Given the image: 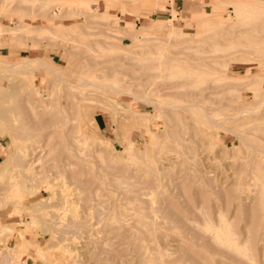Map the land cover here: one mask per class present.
Instances as JSON below:
<instances>
[{"label":"rangeland","instance_id":"374dc122","mask_svg":"<svg viewBox=\"0 0 264 264\" xmlns=\"http://www.w3.org/2000/svg\"><path fill=\"white\" fill-rule=\"evenodd\" d=\"M106 1L0 0V36L3 35L0 38V264H70L73 259L79 260L80 257L82 260L80 258L79 264H145L150 261H153L152 264H157V261L160 262L159 264H195L197 261H193L195 260L193 259V257L195 258L194 254L198 258H204L205 264H241L234 259L237 256L239 258L240 253L229 252L231 259L227 256L226 251L229 249L226 243L213 242L214 245L216 243L222 245L219 248L226 245L224 248L228 250L225 249L226 251H224L223 248L220 251L218 249L220 254H217L218 251H216V253H211L212 257L209 253L213 252L212 248L218 247L217 245L210 244V251L207 248L210 245H205L207 246L205 251L204 245L196 244L202 234L210 233V236L213 235L211 233L213 230L208 229L206 221L200 220L198 215L202 204L206 205L205 208L210 211L208 212L211 215L214 228H219L220 222H222L220 213H225L227 210L228 217H230L228 224L232 229L235 228L233 230L236 232L235 236L241 237L238 238V241L245 243L248 235L245 236L244 234L247 233L251 220L243 214L240 206L238 207V202H236L237 195L240 193L238 189L242 188L239 190L242 191L239 196L247 194L251 196V198L243 200L246 201L244 208L245 205L249 206V203L253 202L250 206L254 204V207L258 208L257 211L255 209L254 213L264 214V101L261 102L264 100V0H248L244 3L247 5L245 8L240 7L233 0H131L127 2L125 8L121 6L120 0H113L115 6H109ZM157 3L158 5H156ZM238 11H242L241 15L238 14ZM100 12L107 14V20H90L93 15ZM22 21L28 23L27 27L24 26L13 33L9 31L10 27H15ZM139 34H147L151 37L138 39L137 42L133 37ZM261 54L262 57H260ZM259 61L262 62L259 63ZM16 62H22L17 64L18 72L8 71L7 68L14 66ZM44 63L47 66H45L46 64L43 65ZM33 66H39V69L37 67L33 69ZM101 68L106 71L104 75L101 74L103 73ZM52 69H55L57 73ZM250 73L261 76L257 85L248 86L247 83L239 82L240 77L245 74L250 75ZM195 75L196 77L193 78L192 76ZM82 77L88 78L96 84L98 82H101L100 84L107 83L105 88L110 91L94 85H89L82 90L78 87H71L70 84H78ZM63 78H66L67 82ZM149 79L155 83L159 79V83H154L158 85V88L156 86L157 89L155 86H151L153 81L151 80L152 83L150 84ZM161 80L172 82L167 84L165 81L164 83L167 84L165 85ZM143 81L147 82V84L144 82L145 87L139 83H143ZM63 82L65 83L63 84ZM239 83L243 84L239 85ZM54 84L57 90H55ZM147 85L155 89H151L150 92ZM175 86L177 90L180 87V91L174 88L176 93L173 92V94L171 89L175 91L173 89ZM170 87L172 88L170 89ZM52 88L55 91L52 99H54V104L58 106L49 107V111L47 107L48 113H45L43 112L45 108L43 109L37 100L42 96V98H48ZM64 88L70 95L69 99H72L73 95L78 96L76 99L79 100V103L72 105V110L83 114V130L93 134L97 143L92 145L84 141L75 143L73 140L76 139L74 138L71 143L64 140L60 143L58 138L61 136V130L57 129V134L51 141L52 150L50 153L48 148L38 152V156L41 155L43 159L47 155V159L44 160L45 163H41L40 173L32 175L30 166H26V164L34 159L30 158L31 155L24 154L20 148L28 146L29 152L33 140L24 141L23 135H36L40 139L42 137L39 135L43 134V130L46 132V128L52 126L51 122L42 124L41 120L51 121L63 117L60 111L54 113L50 111L61 106L59 104L60 98L62 104L66 102L65 95L67 94ZM115 88H120L124 93H121L122 95L116 93ZM147 88L149 89L148 92ZM164 88L167 89L164 91ZM60 91L62 92L60 93ZM161 91H163L162 94H160ZM192 91L195 92L193 95ZM179 92L182 93L179 94ZM58 93L61 97H58ZM138 93L140 95L145 93L149 100L156 98L157 101H152L156 102L157 105L159 104L157 107L162 112L159 119L153 114L157 110L156 107L147 103L145 99L138 96ZM148 93H151V96ZM153 94H155V98ZM190 94L192 95L191 98ZM106 95L118 99L126 109L131 105L136 110L147 112L152 116L153 121L146 127L143 124L128 122V118L123 120L125 116L131 114L128 109L125 111L119 108H111L110 111L102 110L101 106L108 103L104 99ZM201 95L202 97L199 98ZM26 97L36 106L38 122L33 120L36 117L31 112L30 107L25 104L28 100ZM193 97L195 98L192 99ZM257 97L259 100L256 99V102L255 98ZM73 99L75 98L73 97ZM218 99L219 103L216 102ZM227 101L233 104L229 103V106ZM250 101L254 102V105ZM188 102H197V104L191 106L188 105ZM222 102H224L223 105L220 104ZM246 102L248 103L245 106L244 103ZM180 104L184 106L180 107ZM109 105L112 106L113 104L109 102ZM252 107H259V110L251 111L247 113L248 115L245 114L246 117L243 115L244 120L245 118L248 120L242 119L243 122L240 119L238 121H241L240 124L237 122L240 117H227V123L232 122V124L227 125L228 127H225V123L223 125L205 119L204 108L208 111L212 110L210 113L218 117L225 116V113L232 110L251 109ZM115 110L117 115L114 114L116 118L114 121L111 112H115ZM221 111L226 112L222 113ZM69 112V115L73 114L71 111ZM121 112H124V115ZM249 115L252 117L254 115V118ZM93 118H95V123ZM258 120L260 121L258 122ZM234 121L236 123H233ZM178 122L181 124L176 125L179 124ZM72 124L71 121L67 122L71 138L78 135L77 130L72 128ZM39 125L43 129L38 128ZM181 125L184 127L181 128ZM178 127L182 130H176ZM167 129L176 131L170 133ZM185 130H187L188 135H186ZM181 131L184 132V136L181 138L182 145H175L177 148H174L181 149L180 151L184 152L181 155H187L186 166L191 165L190 167H192L190 171L187 170L188 172L180 169L177 162L182 157L175 153V149L167 152L169 147L174 144L171 134L177 132L176 135H178ZM153 132L155 134L164 133L166 136L163 134L157 138L154 134L151 137ZM124 133L128 137L126 135L124 137ZM240 133L243 134V139L238 138L237 134ZM189 135L192 139L188 138ZM125 139L132 140L138 146L141 141L140 146L147 151V157L144 159L135 150L132 155L125 153L122 157L112 156L109 151H121L126 145ZM210 140L215 142L211 143ZM122 142L123 144H121ZM187 143L190 144L189 147L186 146ZM167 144L168 147H164ZM183 145L184 148H178ZM236 145L237 147L233 149ZM75 146L83 149V153L80 152L81 155L86 152L91 153V155L86 156V160H77L76 156L79 151L76 152ZM193 146L195 147L194 157L189 155L192 154L189 151L185 153L191 148L193 152ZM71 148L76 154L75 157ZM159 154H162L160 155L162 157ZM168 154L179 159L170 168L173 176L168 174L169 176L167 175V178L164 179L166 183L169 180L172 184L169 186V190L172 192L173 202L178 207L183 195L181 193L180 197V194L176 192H183L184 195L186 193L194 206L198 207L199 213L197 212L196 215V212H193L194 209L191 211V208L188 207V209L186 206L182 207L185 208L182 209L183 213L186 214L188 220L195 221L192 225L195 227L197 225L196 228L200 225L203 228L201 230H205V232L200 231V236L199 234L193 236L188 234L190 237L188 235L182 236L177 231L180 229L177 227L179 225L171 220L170 224H173L174 227L172 228L168 223L170 226L165 224L162 226L165 228L162 229V220L157 216V221L159 219L161 221L157 225V227L160 225L158 228L162 231L161 236H158L159 238L153 237L154 240H152L151 236L145 235L146 237L140 238V241L143 239L142 242L146 244L145 241L150 238L152 242L150 239L148 242L151 246H153V242H157L158 245L160 244V249L157 248L158 246H153L156 250L141 248L138 249L140 252H136L132 250V246H127V242L129 239H131L130 241H137V239L134 240L126 236L124 238L120 232V230L124 229L123 231H125L131 224L134 225L135 223L129 215H126L122 220L124 224L121 221L122 227L117 219L121 215L117 213L118 202H115V199L123 196L121 190L115 186L114 180L108 177L105 179L98 178L96 175L106 173V170L112 172L110 167L113 166L119 167L120 173L123 174L129 165L134 164V166L142 168L137 170L138 174H143L142 179L149 181L152 180L151 168L156 165L160 166L162 162H167L165 158L168 157ZM32 156L34 157V155ZM252 157L253 159H251ZM249 159L253 161L252 165ZM254 159H256V163ZM52 161L55 163L53 168L51 167ZM49 162L51 165L47 166L46 164ZM243 164V168H239V165ZM98 165H103L105 171L102 172L97 168ZM249 169L251 170L249 171ZM178 170L180 171L178 172ZM244 170L246 173L243 172ZM116 173L118 174V172ZM107 175L111 177V174L108 173ZM185 175L189 177L185 178ZM175 177L178 179H174ZM78 180L80 190L76 187ZM175 181L185 184L184 188H181L184 191H179L174 187L173 182ZM210 184H216L218 187L221 185L220 187L223 186V189H228L227 192L229 193L231 189L238 193L234 195L235 193L232 192L230 196L233 198L232 201L224 205L225 201L221 197L223 195H217L213 191L218 187H213ZM244 189L245 192H243ZM100 192L99 196L98 193ZM207 192L210 193L207 195ZM199 194L204 197L202 204ZM213 194L221 197V199L216 198V195L214 198ZM155 195L157 196L154 191L151 193L149 191L144 197L154 199L156 198ZM107 197L108 203L105 199ZM100 198H102L101 200L105 199L106 209L103 207L105 202L104 204L102 201L99 203ZM42 199L45 203L48 202L49 206H43L39 210L31 207L34 202L42 201ZM156 203L157 205L161 204V202ZM97 204L101 206L102 210H105V212L101 211V214L98 212L101 217L96 211ZM217 205L220 210L219 208L217 210ZM163 220L167 221L166 218ZM189 223L186 228L191 227ZM233 223L234 225H232ZM196 228L195 230H197ZM63 229H65V233L61 231ZM187 229L194 230V228ZM20 230L23 232L22 238L18 235ZM116 231H118V235L115 233ZM161 231L159 230L160 233ZM206 235L205 238L200 237L201 241L199 240L198 243L205 239L202 243L207 244V240L209 241L210 238L214 240L215 238L214 235L212 237L209 234ZM156 238L158 241L155 240ZM196 238H198L197 241H195ZM105 241L106 245H109V250L103 249L104 245L101 242L104 243ZM250 242L252 243V241ZM259 242H261L259 245H264L263 239H260ZM61 244L65 246L63 247ZM98 245L102 248H99ZM106 245L105 247H107ZM198 246L202 248L200 249ZM37 247L44 249L46 261L36 254ZM129 247H132L131 250ZM184 247H189L192 253L191 259L190 255H183ZM61 248H63L62 251ZM157 249L160 253H157ZM149 250L151 253L157 252L151 254ZM8 253L12 260L2 262V257ZM256 253L258 264H262L260 260L264 257V252L262 256L261 251H256ZM76 256L77 258H74ZM218 260L219 263H217Z\"/></svg>","mask_w":264,"mask_h":264},{"label":"bare ground","instance_id":"6f19581e","mask_svg":"<svg viewBox=\"0 0 264 264\" xmlns=\"http://www.w3.org/2000/svg\"><path fill=\"white\" fill-rule=\"evenodd\" d=\"M129 1H131V0H120V2H121V6L123 7V8H125L126 7V5H127V2H129ZM133 1H135V0H133ZM237 5H239L240 7H243V8H245V7H247V5L246 4H244L246 1H248V0H233ZM241 13H242V11H238V14H240L241 15ZM100 15V16H99ZM99 17H101V18H99ZM107 14L106 13H104V12H100V13H97V14H95V15H93L92 16V18L90 19L91 21H99V20H107ZM171 20V19H170ZM262 20H263V18H262ZM261 20V21H262ZM172 21V20H171ZM170 21V22H171ZM118 22H119V20H118ZM172 23V22H171ZM27 24L28 23H25L24 21H22V22H19L18 24H16V26L15 27H10L9 28V31L10 32H15V31H17V30H19L20 28H22V27H24V26H26L27 27ZM146 27V26H145ZM257 30V29H256ZM257 31H259V30H257ZM255 34H256V32H255ZM252 35H254V34H252ZM1 36L3 37V35L1 34ZM1 36H0V38H1ZM148 37H151V36H149V35H147V34H145V35H141V34H139V35H137V36H135V37H133V39L135 40V41H137L138 39H147ZM138 42V41H137ZM239 51H245V50H243V49H238ZM261 51V50H260ZM232 52V51H231ZM230 52V53H231ZM251 52H253V51H251ZM263 52V51H262ZM233 53H235V51H233ZM241 53V52H240ZM225 54H227V53H225ZM224 55V54H223ZM264 55V54H263ZM225 56V55H224ZM257 56V55H256ZM260 57H262V54L260 55ZM228 59V58H227ZM253 59V58H252ZM175 60V59H174ZM176 60H178V59H176ZM178 61H180V60H178ZM34 62V61H33ZM262 61H259V63H261ZM20 63H22V62H16L15 64H14V66L12 65V67H9V68H7V70L8 71H17L18 70V66H17V64H20ZM46 63H44L43 65H45ZM174 64H176V63H174ZM177 64H178V62H177ZM35 66V65H34ZM33 66V67H34ZM40 66V65H39ZM38 66V67H39ZM45 66H47V64L45 65ZM44 66V67H45ZM37 67V66H36ZM36 67H34L33 69H35ZM37 67V69H39ZM41 67V66H40ZM104 68V67H103ZM53 71H55L56 73H57V71L55 70V69H52ZM101 70H102V68H101ZM18 72V71H17ZM102 72L103 73H101L102 75H104V73H106V71H103L102 70ZM245 72V71H244ZM260 72V71H259ZM246 73V72H245ZM249 73V72H248ZM264 74V73H263ZM261 75V74H260ZM8 76V75H7ZM264 76V75H263ZM193 78L194 77H196V75L195 76H192ZM61 79H62V77H60ZM261 78V76H258L257 74H253V73H250V75H244V76H242V77H240V80H239V82H243V83H247L248 84V86L249 85H257V81H258V79H260ZM64 80L66 79V78H63ZM147 80V79H146ZM152 80V79H151ZM150 79H149V83L151 84L152 83V81H151ZM53 81V80H52ZM57 81V80H56ZM63 81V80H62ZM116 81V80H115ZM163 80H161V82H162ZM166 80H164L162 83H164ZM59 82H60V80H59ZM65 82H67L66 80H65ZM65 82H63V84L65 83ZM146 83L147 84V82H148V80H147V82L146 81H143V83ZM171 83L172 81H166L165 83ZM238 82V81H237ZM52 83V82H51ZM56 84L58 83V82H55ZM68 83H69V81H68ZM99 83V84H98ZM97 84L96 83H92L88 78H85V77H82L81 79H80V81L78 82V84L76 83V84H70L71 85V87H78V88H81V90L83 89V88H85V87H87V86H89V85H91V86H97V87H100V88H102V89H104V90H106V91H110V90H108L107 88H105V85H107V83H104V84H100L101 82H98ZM129 83H130V81H129ZM139 83H141V86L143 85V87H145V83L143 84L142 82H139ZM155 82L153 81V84H154ZM156 83H159V79L156 81ZM155 83V84H156ZM164 83V84H165ZM169 83V84H170ZM243 83H239V85L240 84H243ZM149 84V85H150ZM153 84H151V86L153 87V86H155V88H156V86H157V88H158V85H153ZM167 84H165V85H167ZM129 85V84H128ZM138 85V84H137ZM149 85H147V87L150 89V92H151V89H155V88H150V86ZM159 85H162V84H159ZM216 85H222V84H216ZM52 86H53V83H52ZM51 86V87H52ZM57 86V85H56ZM111 86V85H110ZM169 86V85H168ZM177 86H180V84L178 85L177 84ZM215 86V85H214ZM33 87H35V86H33ZM54 87H55V84H54ZM64 87V86H63ZM113 88H114V86H112ZM130 87V86H129ZM160 87V86H159ZM218 87V86H217ZM56 89L55 90H57V87H55ZM125 88H127V87H125ZM142 88V87H141ZM140 88V89H141ZM146 89L147 90V92H148V90L149 89ZM156 88V89H157ZM172 87H170V89H171ZM176 89L177 87L175 86V87H173V89ZM230 88V87H229ZM241 88V87H240ZM53 90L52 91H50L51 93H50V95H48V98H50V99H48V98H38V102L39 103H41L40 104V106H42L43 107V109H44V111L43 112H47V107H48V111L50 110L49 109V107H53V105H54V108H55V106H58L57 104H54V99H52L53 97H52V95H53V92H55L54 91V88H52ZM138 89V88H137ZM167 88H164V91L166 90ZM174 89V90H175ZM64 90H65V88H64ZM115 90V92L116 93H119V94H121V93H124V92H122V90L120 89V88H115L114 89ZM132 90H134V89H132ZM177 90V89H176ZM176 90L175 91H173L172 89H171V93H176ZM181 90H183V89H181ZM189 90V89H188ZM190 90H192V89H190ZM37 91V90H36ZM139 91V90H138ZM142 91H143V89H142ZM158 91L160 92V90L158 89ZM157 91V93H159ZM177 91H180V87H179V90H177ZM227 91V90H226ZM46 92V91H45ZM62 91H60V93H61ZM65 92H66V94L67 95H65V98H67V99H65V103H61V98H60V100H59V104H61V106L59 107V108H57L56 107V109H54V111H50L51 113H54V112H56V111H60L62 114H63V117L60 119H56L55 118V116H54V118L55 119H52L51 121H49V120H41L40 122L42 123V124H46V122H51L52 123V126L50 125V126H48L47 128H46V132L43 130V134H41V135H39V137L41 136L42 138H38V136H36V135H31V134H28V135H23V140L25 141V140H29V139H31V140H33V142H31L32 144H31V152L29 151L28 152V150H27V148H28V146H23V147H21L20 149L22 150V152L24 153V154H26V155H31L30 156V158H33L34 160L33 161H30V162H28L27 164H26V166H30V168L29 169H31V173H32V175H36V174H38V173H40L39 171L41 170V166H42V164L41 163H45V158L47 157V155H46V157L44 156V159H43V157L41 156V155H39L38 156V152L39 151H41V149L43 150V149H45L46 150V148H48V152L50 153V151L52 150V148H51V144H52V139L56 136V131H57V129H60L61 130V136L58 138V139H60V141H58V139H57V141L58 142H60L61 143V141L62 140H64V141H69L70 143H71V141L73 140V138L74 139H76V140H73L75 143L77 142V141H84V142H86L87 144H89V145H92V144H94V143H97V140H96V138L93 136V134H90V133H87V132H85L84 130H83V127H82V119H84V118H82L83 117V114L81 115V113L78 111V112H75V111H73L72 110V105H74V104H78L79 103V100H77L76 99V96L75 95H73L72 96V99L70 98L69 99V94H68V92L65 90ZM65 92H64V94H65ZM72 92H74V90H72ZM76 92V91H75ZM134 92V91H133ZM133 92H131V93H133ZM144 92H146V91H144ZM162 92L163 91H161V93L160 94H162ZM170 92V91H169ZM169 92H164V93H169ZM189 92V91H188ZM220 92H221V90H220ZM228 92V91H227ZM256 92V91H255ZM129 94H130V92H128ZM136 93V92H135ZM173 93V94H174ZM182 92H179V94H181ZM192 93V95H193V93H195L194 91H192L191 92ZM224 93V92H223ZM223 93H221V94H223ZM257 93V92H256ZM47 94V93H46ZM107 94V93H106ZM134 94V93H133ZM139 94V93H138ZM149 94V93H148ZM156 94V93H155ZM155 94H153L154 95V98H155ZM177 94H178V92H177ZM176 94V95H177ZM196 94H198L197 92H196ZM196 94H195V96H196ZM60 94L58 93V97H61V95L59 96ZM122 95V94H121ZM137 95V94H136ZM143 95H145V96H143ZM156 95H158V94H156ZM192 95L190 94V98L192 97ZM217 95V94H216ZM138 96H140V97H142V99H145V101H147V103H150V104H153V106H155L156 107V109L157 110H155V113H153L155 116H156V118L157 119H159L161 116H162V112H161V110L158 108L159 106V104L157 105V103L156 102H153L152 100H155V99H152V100H149L148 98L149 97H146V94L144 93V94H142V95H138ZM149 96H151V93L149 94ZM207 96V95H206ZM222 96V95H221ZM259 96V95H258ZM40 97V96H39ZM73 97L76 99H73ZM78 97V96H77ZM105 98V101L106 102H108V103H105L104 105H102L101 106V108H102V110H109L110 111V109L111 108H119V109H121V110H123V111H125V110H127L128 109V111H130V113L131 114H129V115H127V116H123L124 117V119L123 120H125V118H128V122H132V123H134V124H143L144 126H146V127H148V124L150 123V122H152L153 121V119H152V116L151 115H149L147 112H145V111H139V110H136L135 108H133V107H131V105H130V107L129 108H125V107H123V105H121V103L119 102V100L118 99H116V98H113V97H109L108 95H106V96H104ZM186 97H187V95H186ZM188 97H189V94H188ZM197 97V96H196ZM202 97V95L199 97V98H201ZM137 98H139V97H137ZM195 97H193L192 99H194ZM198 98V99H199ZM206 98V97H205ZM260 98H261V96H260ZM26 99H28L27 97H26ZM140 99V98H139ZM141 99V100H142ZM192 99H190V100H192ZM197 99V100H198ZM204 99V98H203ZM259 100L258 99V97L257 98H255V100ZM196 100V99H195ZM257 100H256V102H257ZM25 101V100H24ZM55 101H56V99H55ZM155 101H157V100H155ZM219 101V99L218 100H216V102L217 103H219L218 102ZM221 101V100H220ZM253 101H254V99H253ZM262 101H264V100H261V102ZM109 102H111L113 105L112 106H110L109 105ZM215 102V101H214ZM225 102V101H224ZM224 102H222V103H220L221 105H223L224 104ZM228 102V104L230 103V104H233L232 102H230V101H227ZM227 102H226V104H227ZM252 104L254 103V102H252V101H250ZM237 103V102H236ZM236 103H234V104H236ZM242 103V102H241ZM248 102H246V103H244V105L246 106V104H247ZM259 103H260V101H259ZM25 104H27L26 106L27 107H30V110H31V112L35 115V117H36V119L35 118H33V120L34 121H39V120H37L38 119V117H37V111H36V106L35 105H33L32 104V102L28 99L27 101H26V103ZM35 104V103H34ZM186 104V103H185ZM196 104H197V102H191V103H189L188 102V105H191V106H196ZM219 104V105H220ZM225 104V105H226ZM230 104H229V106H230ZM164 105H173V104H164ZM164 105H162V106H164ZM198 105H200V104H198ZM240 105V104H239ZM243 105V104H242ZM243 105V106H244ZM254 105V104H253ZM158 106V107H157ZM161 106V105H160ZM184 105H182V104H180V107H183ZM235 106H237V104L235 105ZM234 106V107H235ZM198 108V107H197ZM161 109H162V107H161ZM166 109V108H165ZM230 110H231V108H229ZM260 109H263V108H260ZM173 110V109H172ZM256 110H259V107H252L251 109H246V108H244V109H236V110H232V111H229L228 113H225V116H218V117H215L213 114H211L210 112L212 111H208V109L206 110L205 108H204V112H205V119H208V120H210V121H212V122H216V123H218V124H220V123H225V127H228L227 125L228 124H232V122H229V123H227V117H229V118H239L238 120H237V122L241 119V121H243L244 120V116L243 115H245V114H247V113H250L251 111H256ZM69 111H71L73 114H71V115H69L68 113H70ZM166 111V110H165ZM167 112V111H166ZM172 112H174V111H172ZM203 112V111H202ZM222 112V111H221ZM224 112H226V111H224ZM224 112H222V113H224ZM48 113V112H47ZM112 114V117H113V120L115 121L116 120V118H115V116H114V114H116L117 115V111L115 110V112H111ZM123 115H124V112H121ZM263 113V112H262ZM164 114V113H163ZM168 114V113H167ZM264 114V113H263ZM53 115H55V114H53ZM248 115V114H247ZM255 115V114H254ZM254 115H253V117H252V115H249V116H251V118H254ZM262 115V114H261ZM260 115V116H261ZM243 116V117H242ZM248 116V117H249ZM259 116V115H258ZM264 116V115H263ZM154 117V116H153ZM242 117V118H241ZM245 117H246V115H245ZM250 118V117H249ZM94 119V123L96 122L95 121V118H93ZM226 119V120H225ZM243 119V120H242ZM247 118H245V120H246ZM233 120H236V119H233ZM244 120V121H245ZM248 120V119H247ZM68 121H71V123H73L72 125H73V129H76L77 130V132H78V135H76V136H74V137H70V128L69 127H67V122ZM224 121H226V122H224ZM230 121H232V120H230ZM240 121V122H241ZM243 121V122H244ZM250 121H253V119L251 120L250 119ZM260 120H258V122H259ZM262 121V120H261ZM264 121V120H263ZM125 122V121H124ZM127 122V121H126ZM183 122V121H182ZM240 122H238L239 124H240ZM179 124H176V125H180L181 124V122H178ZM233 123H236V121H234ZM246 123V122H245ZM248 123H250L249 121H248ZM115 124V123H114ZM126 124V123H125ZM186 124V123H185ZM244 124V123H243ZM122 125V124H121ZM127 125V124H126ZM128 125L130 126V124L128 123ZM175 125V124H174ZM183 125H184V122H183ZM224 125V124H223ZM182 126V125H181ZM180 126V127H181ZM116 127V126H115ZM122 127V126H121ZM124 127V126H123ZM127 127V126H126ZM126 127H125V129H126ZM177 127V126H176ZM184 126H182L181 128H183ZM38 128H40V129H43V127L42 126H40L39 125V127ZM129 128V127H128ZM132 128V127H131ZM181 128H176V130L177 129H179V131L180 130H182ZM187 128V127H186ZM185 128V129H186ZM165 129V128H164ZM175 129V128H174ZM174 129H172V130H170V129H167L168 130V132H170L171 133V131L173 132V131H176V130H174ZM185 132L187 133L186 135H188V132H187V130H185ZM127 133H129V132H127ZM154 134H155V132H153L152 133V135H151V137L152 136H154ZM164 134V133H163ZM162 133H156L155 135L157 136V138H160L162 135H163ZM177 134V132H174V133H172L171 135H172V138H173V143L172 142H169V143H172L173 145L171 146V147H169V149L167 150V152L169 151V152H171V151H174V149H175V153H178V154H183L184 152L183 151H180L179 149L177 150L176 148V146L175 145H179V144H181V138L184 136V132L183 131H181L180 132V134H178V135H176ZM194 134V133H193ZM43 135V136H42ZM125 135H126V137H128L127 136V134L126 133H124V137H125ZM129 135V134H128ZM185 135V136H186ZM238 135V138L239 139H243L244 138V136H243V134H237ZM236 135V136H237ZM163 136H166L165 134L163 135ZM194 136V135H193ZM192 136V137H193ZM196 136V135H195ZM166 138V137H165ZM185 138V137H184ZM187 138V137H186ZM185 138V139H186ZM188 138H191L190 137V135L188 136ZM208 138V137H207ZM99 139V138H98ZM192 139V138H191ZM209 139V138H208ZM127 142H126V145L124 146V148H122L121 149V151L119 152H116V150H115V152L113 151V150H110L109 151V153L112 155V156H114V157H122L123 156V154H125V153H130L131 155L134 153V150L136 151V152H138V154L141 156V157H143L144 159L147 157V151L145 150V149H143V147L142 146H140V143H141V141H140V143H139V146L138 145H136L132 140H130V139H125ZM124 140V141H125ZM56 142V141H55ZM210 142H211V140H210ZM213 142V141H212ZM211 142V143H212ZM215 142V141H214ZM213 142V143H214ZM225 142V141H224ZM186 143V142H185ZM185 143H183V144H185ZM121 144H123V142L121 143ZM188 144V143H187ZM255 144V143H254ZM182 145V144H181ZM137 146V147H136ZM186 146H190V144H188V145H186ZM254 146V145H253ZM122 147V146H121ZM164 147H168V144H167V146H164ZM174 147H176V148H174ZM181 147H183L184 148V145L183 146H180V147H178V148H181ZM237 147V145L236 146H234V148L233 149H235ZM257 147H258V145H257ZM38 148H40L39 150H37ZM114 148V147H113ZM160 148V147H159ZM162 148V147H161ZM186 148V147H185ZM195 147L193 146V152L191 151L192 150V148H191V150L190 149H186L187 151H185V153H188V151L190 152V153H192V154H189V155H193L195 152H194V149ZM259 148V147H258ZM72 149V148H71ZM75 150H76V152L78 153V151H79V153L77 154V156H76V159L77 160H86V156H90L91 155V153H88V152H86L85 154H82L81 155V153L80 152H82L83 153V149L82 148H80V147H76L75 146V148H74ZM226 149V148H225ZM231 149V148H230ZM255 149H256V147H255ZM259 149H261V148H259ZM160 150V149H159ZM164 152H165V149L163 150ZM263 151V150H262ZM72 152H73V154H74V151H73V149H72ZM257 152V151H256ZM159 153H161L160 151H159ZM163 153V152H162ZM32 155H34V157L32 156ZM75 155L76 154H74V157H75ZM160 155H162V154H159V156ZM179 155V156H180ZM167 156V155H166ZM187 156V155H186ZM185 156V154L184 155H181V159L179 160L178 159V157H171L169 154H168V157H166L165 158V161H167V162H162L161 163V165L160 166H155V167H152L151 168V177H152V180H145V179H142V177H143V174H138L137 173V170H141L142 168L141 167H139V166H134V164H131V165H129L128 166V168H127V170L125 171V173H120V168L119 167H115V166H113V167H110L111 169H112V172H108L107 170H106V173H102V174H100V173H98V175H96V177H98V178H102V179H105V178H110L111 180H114V182H115V186L118 188V189H120L121 190V193L123 194V196L121 197V198H119V199H115V202L117 201L118 202V204H117V206H116V210H117V213L119 214V215H121L119 218H117L118 219V221H120V223L122 224V220H124V216H126V215H129L130 216V218H132L131 220L133 221L134 220V225H132L131 223H129V224H131V226L128 228V229H126L125 227V231H123L124 229H122V230H120V232H122V236L124 235V238H125V236L126 237H128V238H133L134 240L135 239H137V241H130L131 239H129L128 240V242H127V246L128 245H130V246H132V247H129L130 249L129 250H131V248H132V250H134V251H136V252H140V250L138 251V249H145V250H147V248H153V246H158L157 248H159V245H158V243L157 242H153V246H151V244L148 242L149 241V239L150 238H155V237H157V238H159L160 236H161V234H162V231H161V229H159L158 227L160 226H158L157 227V225H158V223L160 224V222L161 221H159L160 219L162 220V224L163 225H161V227L162 226H164L165 224H170L171 223V221L173 222V223H176L177 225H179V226H177V227H179L180 229L179 230H177V231H179L181 234H182V236L184 235H188V234H190V236H191V234H192V236L194 235V234H199V236H200V234H201V232L200 231H204L205 232V230H201V229H203V228H201V226L200 225H198V228H196L197 227V225H196V227L194 226V225H192V224H194V222H191L190 220H188V218H187V216H186V214H184L183 213V210L182 209H185V208H182V207H189V208H191V211H193L192 209H194L195 211H193V212H196V215H197V208L194 206V203L191 201V199H189L188 198V195L185 193V195L187 196H185L184 195V193L183 192H176L177 194L179 193L180 194V197H181V193H182V197H183V199H182V201H180V204H179V206L177 207V206H175V204H174V198H172V192L169 190V186L170 185H172L170 182H169V180H168V183H166L165 181H164V179L165 178H167V175L168 174H172V176H173V173H171V170H170V168H171V166H173V165H175L176 163V161H178L177 163H179L178 165H179V167H180V169L182 170H184L185 172H188L187 170H189L190 171V169L192 168V167H190L191 165H188V166H186L187 165V157ZM257 156H258V153H257ZM257 156H256V158H257ZM262 156V155H261ZM160 157H162V156H160ZM192 157V156H191ZM193 157H194V155H193ZM192 157V158H193ZM254 157V156H253ZM253 157L251 158V159H253ZM47 159V158H46ZM135 159H137V157H135ZM134 159V160H135ZM162 159H164V158H162ZM250 160V159H249ZM256 159H254V161H255ZM189 161H190V159H189ZM248 161V160H247ZM251 161V160H250ZM53 162V161H52ZM133 162V161H132ZM252 162L253 161H251V165H252ZM46 163H47V161H46ZM190 163V162H189ZM255 163H256V161H255ZM69 164V163H68ZM242 164V163H241ZM245 164V163H244ZM244 164L243 165H239V168H243V166H244ZM262 164V163H261ZM47 166L48 165H51L50 164V162H49V164H46ZM55 166V163L53 162V164L51 165V167L52 166ZM177 165V166H178ZM248 165V164H247ZM255 165V164H254ZM57 166V165H56ZM66 166V165H65ZM134 166V167H133ZM176 166V167H177ZM1 167V166H0ZM44 167V166H43ZM254 167V166H253ZM49 168H50V166H49ZM53 168V167H52ZM97 168H99L102 172L103 171H105L104 170V167H103V165H98L97 166ZM246 168V167H245ZM98 169V170H99ZM174 169V168H173ZM179 169V168H178ZM248 169V168H247ZM253 169V168H252ZM99 170V171H100ZM251 169H249V171H250ZM180 170H178V172H179ZM184 171H182V172H184ZM253 171H254V169H253ZM109 174H111L110 176L111 177H109V175H107L108 173ZM116 172H118V174L116 173ZM177 172V173H178ZM184 172V173H185ZM243 172H245V170L243 171ZM246 173V172H245ZM247 173H249L248 171H247ZM1 174V173H0ZM97 174V173H96ZM189 174V173H188ZM187 174V175H188ZM44 175H46V174H44ZM184 175V174H183ZM187 175H185V178H187V177H189V176H187ZM189 175H191V174H189ZM243 175H244V173H243ZM169 176V175H168ZM176 176V175H175ZM181 177L180 178H182V175H180ZM225 176H227L226 174H225ZM224 176V177H225ZM245 176V175H244ZM254 177V176H253ZM171 178V177H170ZM241 178H243V176H241ZM168 179H169V177H168ZM174 179H178V177H175ZM251 179V178H250ZM255 179V178H254ZM253 179V180H254ZM101 180V179H100ZM107 180V179H106ZM109 180V179H108ZM171 180V179H170ZM244 180V179H243ZM172 181V180H171ZM100 182V181H99ZM209 182H211L212 183V181H209ZM249 182V181H248ZM259 182V181H258ZM257 182V183H258ZM48 183H50V182H48ZM47 183V184H48ZM79 180L77 181V183H76V187L80 190V186H79ZM214 183V182H213ZM246 183V182H245ZM252 183V182H251ZM101 184V183H100ZM201 184V183H200ZM222 184H223V182H222ZM173 185H174V187L177 189V190H179V191H184V189H181V188H184V183H180V181H175V182H173ZM210 185H212L213 187H215V186H217L218 187V185H216V184H210ZM221 186V185H220ZM219 186V187H220ZM245 186H247V185H245ZM96 187H97V185H96ZM173 187V188H174ZM217 188V189H214L213 191L215 192V193H217V195H223V196H221V197H223V199H224V201H225V203H224V205H226V203L227 202H229V201H232V199L233 198H230V196H231V193L232 192H234L235 194L234 195H237V193L238 192H242V191H239L240 189H242V188H240V189H238V192L236 193V191H232V189H231V192L229 193V192H227L228 191V189H223V186H222V188L220 187V188ZM227 187V186H226ZM258 188H260L259 186H257ZM37 188V187H36ZM245 188H247V187H245ZM257 188V189H258ZM38 189V188H37ZM175 189V190H176ZM256 189V191H258ZM39 190V189H38ZM174 190V189H173ZM172 190V191H173ZM176 190V191H177ZM252 189H250V191H251ZM149 191H150V193H151V191H154L156 194H157V196L155 195V197L156 198H154V199H150V198H146V197H144L145 195H147L148 193H149ZM253 191V190H252ZM38 192V191H37ZM99 192V191H98ZM171 192V193H170ZM175 192V191H174ZM243 192H245V189H244V191ZM247 192H248V190H247ZM34 193V192H33ZM32 193V194H33ZM197 193H200V192H197ZM210 192H207V195L209 194ZM239 193V194H240ZM100 194H101V192L100 193H98V195L100 196ZM212 194V193H211ZM210 194V195H211ZM239 194L237 195L238 197H237V201L236 202H238V207L240 206V208H241V210H242V212H243V214H245L247 217H249V219L251 220V222L249 223L250 224V226H249V228H248V230H247V233L246 234H244L245 236H247L248 235V238H247V240H246V242L245 243H240L239 241H238V238H241L240 236H235L236 235V232H234L233 230L235 229V228H231V226H230V224H228L229 223V218L230 217H228V212H227V210H226V208H224L225 210H226V212L224 211V209H223V211L225 212V213H220V220H222V222H220V225H219V228H214V224L212 223V220H211V215H210V211L209 210H207L205 207H206V205H204V204H202V202H203V196L202 195H200L199 194V198H201V204H202V206H201V208H200V213H199V217H200V220L202 219L203 221L205 220L206 221V223H207V226H208V229H212L213 231H211V233L215 236V238H214V240H211V238L210 237H212V236H210L211 234L210 233H206V234H209V241L207 240V244H204V243H202L203 241H205V239L204 240H202V242L201 243H198V241L200 240V237H204V236H207L206 234L204 235V234H202V236H200L199 237V239L198 238H196V240L195 241H197V239H198V241H197V245L198 244H201V246H203L204 245V250L206 249L205 247H207L208 246V244L210 245V244H213L214 245V243L215 242H218V241H221V242H223V243H226V245L228 246V249L227 248H224V251H226V250H228V251H226L227 253V256H229L230 257V259L232 258L231 257V255H230V253L229 252H232V251H236L237 253H240V257L238 258V256H237V258L235 257V255L234 254H232V256L234 255V259L236 260V262L238 261V262H240L241 264L244 262L245 264L247 263V264H258V261H257V258H256V256H257V253H256V251H261V256L263 255L262 253L264 252V245H259V244H261V242H259V240L260 239H263L264 240V214H258L257 212L256 213H254L255 212V209H256V211L258 210V208H255L254 207V204H253V206H250V204L252 205V203H249V206H247V205H245L246 207L244 208L243 206H244V202H246V201H243L244 199L246 200V198H251V196L249 195V194H247V195H243V196H239ZM256 194H257V192H256ZM96 195V194H95ZM174 195V194H173ZM209 195V196H210ZM214 195V194H213ZM216 195V194H215ZM215 195H214V198H215ZM216 195V196H217ZM208 196V197H209ZM207 197V198H208ZM211 197H213V196H211ZM221 197H216V198H218V199H221ZM214 198H212V199H214ZM99 199V198H98ZM97 199V200H98ZM102 198H100V202L99 203H101V201L103 202V204H104V202H105V199H106V201H107V199H108V197L107 198H105L104 200H101ZM178 199V198H177ZM253 199V198H252ZM251 199V200H252ZM254 199H255V197H254ZM253 199V200H254ZM111 200V199H110ZM208 200V199H207ZM200 201V200H199ZM255 201V200H254ZM97 202V203H98ZM120 202H122V203H120ZM156 202H161V204L160 205H157V203ZM182 202V203H181ZM250 202V201H249ZM255 202H257V201H255ZM254 202V203H255ZM259 202V201H258ZM48 203V202H47ZM47 203H45L44 201H43V199H42V201L41 200H37L36 202H34L33 204H32V206L31 207H33V208H35V209H42V207L43 206H49V204H47ZM107 203H108V201H107ZM155 203V204H154ZM235 203V202H234ZM231 204V203H230ZM216 205V204H215ZM235 205H237V204H235ZM103 207H105L104 209H106L107 207H106V202H105V205H103ZM238 207H236V208H238ZM109 208V207H108ZM188 208V209H189ZM218 208H219V210H220V207H218V205H217V210H218ZM234 208V207H233ZM109 210V209H108ZM187 210V209H186ZM96 211H97V214H98V216H100L99 215V213L101 212V211H103V212H105V210H102V208H101V206H99L98 204H97V207H96ZM209 211V212H208ZM234 211V210H233ZM248 211H249V214H248ZM99 212V213H98ZM215 214H216V212H214ZM234 214L236 213V212H233ZM101 214V213H100ZM105 214V213H104ZM203 216H201V215ZM214 214V216L216 217V215ZM233 214V217L235 216ZM103 216V215H102ZM157 216H158V218H160L158 221H157ZM242 216V215H241ZM101 217V216H100ZM161 217H163V218H161ZM166 218V220L167 221H165V220H163V219H165ZM167 218H171V219H167ZM204 218V219H203ZM217 218V217H216ZM235 218V217H234ZM127 219H128V216H127ZM218 219V218H217ZM236 219V218H235ZM234 219V220H235ZM239 220H240V218H238ZM248 219V220H249ZM171 220V221H170ZM174 220V221H173ZM216 220V219H215ZM231 220V219H230ZM249 220V221H250ZM122 221V222H121ZM169 221V222H168ZM190 223H189V222ZM216 221H218V220H216ZM163 222H165V223H163ZM167 222V223H166ZM241 222V221H240ZM239 222V223H240ZM189 223V225L191 224V227H187V228H194V230H189V229H187L186 228V225ZM232 223V222H231ZM120 224V225H121ZM123 224H124V222H123ZM123 224H122V227H123ZM168 224V225H169ZM176 224H174L175 226H176ZM219 224V223H218ZM236 224V223H235ZM120 225H118L120 228H121V226ZM171 225V224H170ZM169 225V226H170ZM232 225H234V223L232 224ZM194 226V227H193ZM171 227L173 228L174 226H173V224L171 225ZM235 227V226H234ZM163 228H165V227H162V229ZM168 228V227H167ZM170 228V227H169ZM195 228L197 229V230H195ZM200 228V229H199ZM119 229V228H118ZM199 229V230H198ZM243 229H245V227H243ZM65 229H63V230H61L62 232H66V231H64ZM102 230H105V229H102ZM109 230V229H108ZM107 230V231H108ZM112 229H110V231H111ZM159 230L161 231V233L159 232ZM113 231V230H112ZM176 231V230H175ZM176 231V232H177ZM245 231V230H244ZM102 232V231H101ZM105 232V231H104ZM175 232V233H176ZM198 232H200V233H198ZM204 232H202V233H204ZM110 233V232H109ZM112 233V232H111ZM115 233H117V235H118V231H116ZM165 232H163V235H165L164 234ZM179 233V234H180ZM107 234V233H106ZM106 234H104V235H106ZM178 234V233H177ZM180 234V235H181ZM19 237L20 238H22V236L21 235H23V232L20 230L19 231ZM103 235V236H104ZM142 235H144V236H142ZM145 235H147V236H151L150 238H148V240H146L145 242H146V244L144 243V242H142V240L143 239H141V241H140V238H145L146 236ZM162 235V236H163ZM241 235V234H240ZM120 236V235H119ZM140 236H142V237H140ZM159 236V237H158ZM189 236V235H188ZM188 236H186V237H188ZM189 236V237H190ZM197 237V236H196ZM257 237L259 238L258 240H257ZM261 237V238H260ZM154 238L152 239V240H154ZM157 238L155 239V240H157ZM205 238V237H204ZM139 239V240H138ZM145 240V239H144ZM151 240V239H150ZM152 240H151V242H152ZM192 240V239H191ZM191 240H190V242H191ZM212 241V243H211V241ZM241 240H243V239H241ZM104 241V240H103ZM158 241V240H157ZM193 241V240H192ZM201 241V240H200ZM199 241V242H200ZM250 241H252V243L250 242ZM253 241H254V243H253ZM208 242H210V243H208ZM214 242V243H213ZM194 243V242H193ZM64 244V243H63ZM63 244H61V245H63ZM101 244H103L104 245V247H105V245L107 244L106 243V241L103 243V242H101ZM101 244H99V245H101ZM109 244V243H108ZM99 245H98V247H99ZM195 244H193V246H194ZM205 245H207V246H205ZM215 245H217L218 247H215V248H217L216 250H215V252H214V249L215 248H212V251L213 252H208L210 255H211V257H212V254L213 253H216V251H218L217 252V254H220L219 252L223 249V248H219V244L218 243H216ZM214 245V246H215ZM65 245H63V247H64ZM107 246V245H106ZM109 246V245H108ZM103 247V249L105 250H107L109 247ZM191 246V245H190ZM196 246V245H195ZM200 246V245H199ZM198 246V247H199ZM222 246V245H221ZM220 246V247H221ZM97 247V248H98ZM99 248H102V247H99ZM185 248V247H184ZM200 248V247H199ZM199 248H198V250H199ZM202 248V247H201ZM200 248V249H201ZM208 248V250L210 249L211 250V245H210V247H207ZM65 249H67L66 247H65ZM103 249H102V251H103ZM110 249V248H109ZM108 249V250H109ZM154 250H156L155 248H153ZM160 249V248H159ZM189 251H188V250ZM197 249V248H196ZM218 249H220V251L218 250ZM226 249V250H225ZM7 251H9V249H6ZM63 250V248H61V251ZM68 250V249H67ZM99 250H101V249H99ZM144 250V251H145ZM151 250V249H150ZM149 250V252L151 253V251ZM183 250V249H182ZM207 250V249H206ZM205 250V251H206ZM209 250V251H210ZM59 251V250H58ZM157 251H158V249H157ZM156 251V252H157ZM67 252V251H66ZM143 252V251H142ZM141 252V253H142ZM155 251H153L151 254H153ZM155 252V253H156ZM64 253V252H63ZM148 253V252H147ZM154 253V254H155ZM157 253H160V251H158ZM183 255L185 254H187V255H190L189 257H190V259H191V252H190V249H189V247L188 248H185V250H183ZM212 253V254H211ZM222 253H223V251L221 252V255H222ZM233 253H235V252H233ZM36 254L38 255V257H40L42 260H44V261H46V259L47 258H45V251H44V249L43 248H36ZM143 254V253H142ZM194 254V253H193ZM236 254V253H235ZM184 255V256H185ZM186 255V256H187ZM195 255V258L193 257V259H195V260H193L194 262H196V263H202V262H204L203 260H205L204 258H202L201 259V257L200 258H198V256L196 257V254H194ZM221 255H220V257H221ZM237 255V254H236ZM72 256V255H71ZM79 257H80V255H78ZM214 257V256H213ZM217 257V256H216ZM219 257V258H220ZM226 257V256H225ZM11 257H10V254L8 253V254H5L3 257H2V262L4 261H11L12 259H10ZM39 258V259H40ZM70 258V257H69ZM72 258V257H71ZM74 258H77V256L76 257H74ZM81 258V257H80ZM80 258H79V260H77V259H73L72 260V263H70V264H75V263H78L79 261H80ZM198 258V259H197ZM218 258V259H219ZM264 258V257H263ZM263 258H261L262 260H260L261 261V263L262 264H264V259ZM217 259V258H216ZM81 260H82V258H81ZM220 260V259H219ZM219 260H218V262L217 263H219ZM49 261V260H48ZM199 261V262H198ZM53 262V261H52ZM152 262L153 261H150V262H146L145 264H152ZM208 262V261H207ZM156 263V262H155ZM160 262H158L157 261V264H159ZM195 263V264H196ZM243 263V264H244ZM17 264H19V263H17ZM48 264H50V263H48ZM79 264V263H78ZM202 264H205V262L204 263H202ZM222 264V263H221Z\"/></svg>","mask_w":264,"mask_h":264},{"label":"crops","instance_id":"0c3cea01","mask_svg":"<svg viewBox=\"0 0 264 264\" xmlns=\"http://www.w3.org/2000/svg\"><path fill=\"white\" fill-rule=\"evenodd\" d=\"M106 3L109 5V6H115L113 3L114 1L113 0H107ZM158 5V3L156 4Z\"/></svg>","mask_w":264,"mask_h":264}]
</instances>
